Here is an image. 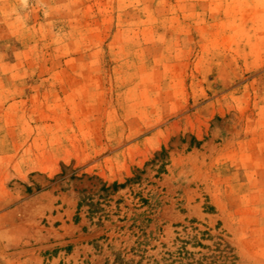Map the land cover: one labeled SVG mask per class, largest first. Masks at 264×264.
I'll return each instance as SVG.
<instances>
[{
    "label": "rangeland",
    "instance_id": "1",
    "mask_svg": "<svg viewBox=\"0 0 264 264\" xmlns=\"http://www.w3.org/2000/svg\"><path fill=\"white\" fill-rule=\"evenodd\" d=\"M0 264H264V0H0Z\"/></svg>",
    "mask_w": 264,
    "mask_h": 264
}]
</instances>
